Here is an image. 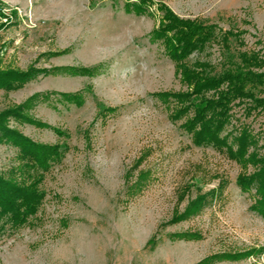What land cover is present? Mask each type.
<instances>
[{"label":"rangeland","instance_id":"obj_1","mask_svg":"<svg viewBox=\"0 0 264 264\" xmlns=\"http://www.w3.org/2000/svg\"><path fill=\"white\" fill-rule=\"evenodd\" d=\"M137 1L0 0V72L28 74L0 89V117L62 154L24 170L19 148L0 144V174L42 194L25 225L0 233V264H264L255 192L237 185L255 167L194 146L181 126L191 114L173 120L174 103L154 97L187 88L151 40L161 5L214 24L217 38L188 64L220 73L224 32L237 34L233 53L264 57V0H143L144 15L127 13ZM248 104L233 106L221 136L233 145L248 128V153L263 157L264 116L247 115ZM18 110L23 118L12 116Z\"/></svg>","mask_w":264,"mask_h":264},{"label":"trees","instance_id":"obj_2","mask_svg":"<svg viewBox=\"0 0 264 264\" xmlns=\"http://www.w3.org/2000/svg\"><path fill=\"white\" fill-rule=\"evenodd\" d=\"M145 1L126 5L125 11L135 15H144ZM163 16L159 27L153 31L151 40L160 42L167 57L174 63L181 83L186 92L158 93L154 97L162 103L173 102L171 117L173 120L186 119L181 125L196 147H213L226 149L236 161H243L255 167L253 174L241 176L237 185L242 192L254 190L255 200L252 211L264 219V156L248 153L256 143L248 128H242L229 144L221 133L231 121L234 105L249 103L246 114L259 110L264 116V57L255 52L231 51L230 39L237 36L231 31L221 34L223 47V69L214 73L209 63L196 61L188 64L194 53H201L207 45L217 38V27L199 20H181L167 7L161 5ZM88 74V71L85 70ZM28 78L26 73L0 72V89H14L21 86ZM66 96V95H65ZM67 97V96H66ZM74 102H80L76 96H69ZM78 102V103H79ZM109 111V109H106ZM11 114L5 115L10 116ZM4 116V117H5ZM12 116L20 118V110ZM12 144L19 148L22 155L21 168L44 170L54 162L61 160L58 148L36 145L20 133L9 129L0 117V144ZM42 194L35 182L28 185L18 183L15 179L5 178L0 174V233L7 225L18 228L26 224L28 219L37 212Z\"/></svg>","mask_w":264,"mask_h":264}]
</instances>
